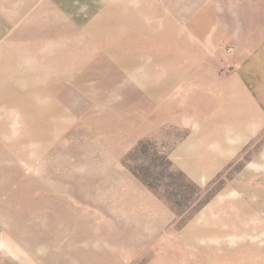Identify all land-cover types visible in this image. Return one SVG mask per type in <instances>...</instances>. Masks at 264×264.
Listing matches in <instances>:
<instances>
[{
	"label": "rangeland",
	"instance_id": "rangeland-1",
	"mask_svg": "<svg viewBox=\"0 0 264 264\" xmlns=\"http://www.w3.org/2000/svg\"><path fill=\"white\" fill-rule=\"evenodd\" d=\"M54 1H36L19 39L25 18L0 4L1 41L18 57L1 56L0 264H157L182 247L213 264L224 263L221 255L227 264H264V254L250 253L264 251L256 240L264 238V123L201 184L170 157L188 129L154 110L175 76L235 73L246 31L226 40L214 31L216 44L201 47L179 23L178 45L159 47L170 32L146 24L142 45L127 47L136 32L123 30L122 17L93 24L106 17L105 0H64L72 14Z\"/></svg>",
	"mask_w": 264,
	"mask_h": 264
},
{
	"label": "crops",
	"instance_id": "crops-1",
	"mask_svg": "<svg viewBox=\"0 0 264 264\" xmlns=\"http://www.w3.org/2000/svg\"><path fill=\"white\" fill-rule=\"evenodd\" d=\"M15 1L0 0V4L4 9L14 8L16 19L25 18L23 23L15 22V24L22 23L21 27L15 30V37L19 39L28 36L23 33L25 26L29 25L27 24L29 17L26 15L33 5L38 6V2L37 0H20L21 3L17 5ZM44 4L45 2H41L39 7L49 8L48 3ZM54 4L58 8H63L68 14H72L65 8L64 0H55ZM180 4L181 8L178 9ZM105 8L104 20H100L104 16L102 13L94 18L93 24L108 26L114 16H116L115 19L122 17L123 24L128 25L123 30L136 32L129 37V40L133 42L126 43L127 47L142 45L141 40L145 38V35H140V32L150 29L145 26L146 24H159L160 27L165 25L164 29H161L170 32V43L164 44L161 41L157 45L154 44L159 47L178 45L179 23L183 25V29L193 31L195 38L192 37L195 42L192 41V45L201 47H213L216 44L214 31L221 32L224 40L229 37V33L226 34V32L246 31V36L239 35L237 38V44L244 50L239 56V69L235 73L225 78L219 76L216 71L197 72V74L192 72L190 76L185 74L180 79L175 76L174 82H165L164 91H160L154 102L156 105L154 110L158 111L161 122L188 129L185 137L171 151L170 157L175 166L197 183L203 184L213 179L238 154L241 147L253 139L264 123V120L259 119L258 109L260 101L264 111V95L263 97L259 95L256 82L260 79L262 81L260 86L264 85V0H217V2L210 0H105ZM245 14L248 18L244 21L242 16ZM160 27L154 29L160 31ZM48 35L49 31L40 34L41 37ZM1 38L0 33V72L2 53L10 46V44L8 47L7 44L4 45ZM98 39L94 38L95 44L98 43ZM88 46L90 47V41L87 42L86 47ZM9 52L12 53L10 49ZM79 53L80 57L83 56L82 51ZM12 54L14 61H17L15 52ZM7 59L9 62L6 63H13L12 56L11 60L10 57ZM155 75L158 76L156 78L162 79L166 74L157 71ZM173 75L178 74L175 72ZM196 75L199 81L195 82ZM168 78L170 80V77ZM176 79L179 81L177 82ZM161 83L156 84L161 87ZM261 117L264 118V113ZM225 233L222 232L221 235L228 234ZM261 237L256 239L257 242L261 241L260 244L264 243V238ZM172 252L171 259L162 258L157 261V264H213L214 262L193 249L182 247ZM250 253L253 254L251 256H259L263 255L264 251H259L257 248ZM229 258L221 255L217 260L219 263L227 264ZM253 264L257 262L253 261Z\"/></svg>",
	"mask_w": 264,
	"mask_h": 264
}]
</instances>
